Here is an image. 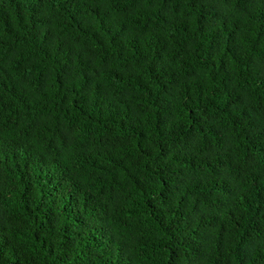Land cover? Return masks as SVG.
I'll use <instances>...</instances> for the list:
<instances>
[{"label": "trees", "instance_id": "16d2710c", "mask_svg": "<svg viewBox=\"0 0 264 264\" xmlns=\"http://www.w3.org/2000/svg\"><path fill=\"white\" fill-rule=\"evenodd\" d=\"M0 264H264V0H0Z\"/></svg>", "mask_w": 264, "mask_h": 264}]
</instances>
